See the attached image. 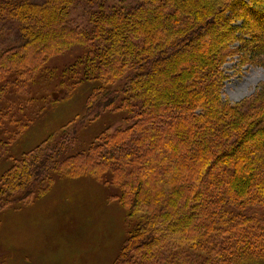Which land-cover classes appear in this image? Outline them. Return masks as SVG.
Wrapping results in <instances>:
<instances>
[{"label":"trees","instance_id":"1","mask_svg":"<svg viewBox=\"0 0 264 264\" xmlns=\"http://www.w3.org/2000/svg\"><path fill=\"white\" fill-rule=\"evenodd\" d=\"M81 1L86 24L71 18ZM4 15L0 82L31 80L82 45L68 74L105 91L81 121L113 107L133 121L72 153L74 132L51 135L3 173L0 209L42 195L55 172H88L118 188L132 223L116 264L264 260V85L250 100L222 97L228 56L264 66V0H0Z\"/></svg>","mask_w":264,"mask_h":264},{"label":"rangeland","instance_id":"2","mask_svg":"<svg viewBox=\"0 0 264 264\" xmlns=\"http://www.w3.org/2000/svg\"><path fill=\"white\" fill-rule=\"evenodd\" d=\"M81 2L72 5L71 18L74 23L86 24L92 7ZM2 20L12 22L8 15L1 16ZM85 50L74 45L51 56L31 80L18 83L19 79L11 77L8 83L0 82V180L15 159L43 146L51 135L74 132L78 141L71 144L72 153L98 138L102 142L105 130L112 132L133 121L129 109L114 107L102 110L95 119L81 121L89 95L95 93L99 98L105 91L83 72L68 74L75 61L84 60ZM223 69L222 97L231 103L250 100L264 85V66L244 63L237 55L228 56ZM69 153L64 152L65 156ZM62 174L53 173L42 195L0 209V263L116 264L132 226L117 198L118 188L108 177L98 179L88 172ZM249 264H264V260Z\"/></svg>","mask_w":264,"mask_h":264},{"label":"crops","instance_id":"3","mask_svg":"<svg viewBox=\"0 0 264 264\" xmlns=\"http://www.w3.org/2000/svg\"><path fill=\"white\" fill-rule=\"evenodd\" d=\"M11 249L14 251V250H16V247L14 246V247H12ZM27 255L29 256V254H27ZM29 257H30V256H29Z\"/></svg>","mask_w":264,"mask_h":264},{"label":"bare ground","instance_id":"4","mask_svg":"<svg viewBox=\"0 0 264 264\" xmlns=\"http://www.w3.org/2000/svg\"><path fill=\"white\" fill-rule=\"evenodd\" d=\"M63 176H67V175H64V174H62ZM50 190V189H49Z\"/></svg>","mask_w":264,"mask_h":264}]
</instances>
